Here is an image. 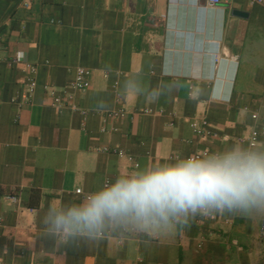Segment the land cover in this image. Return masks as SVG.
<instances>
[{
  "label": "crops",
  "instance_id": "obj_1",
  "mask_svg": "<svg viewBox=\"0 0 264 264\" xmlns=\"http://www.w3.org/2000/svg\"><path fill=\"white\" fill-rule=\"evenodd\" d=\"M223 3L0 0V264H264V222L226 213L168 238L109 230L62 246L40 225L49 204L130 169L233 144L264 149V0ZM79 66L89 87L53 105L48 90L62 94ZM155 87L164 91L150 102ZM120 105L123 116L106 117ZM203 118L214 135L194 134Z\"/></svg>",
  "mask_w": 264,
  "mask_h": 264
},
{
  "label": "clouds",
  "instance_id": "obj_2",
  "mask_svg": "<svg viewBox=\"0 0 264 264\" xmlns=\"http://www.w3.org/2000/svg\"><path fill=\"white\" fill-rule=\"evenodd\" d=\"M163 91L150 88L145 98L155 102ZM216 213L264 222V149L233 144L130 169L75 200L49 204L40 225L62 246L109 230L168 238Z\"/></svg>",
  "mask_w": 264,
  "mask_h": 264
},
{
  "label": "built area",
  "instance_id": "obj_3",
  "mask_svg": "<svg viewBox=\"0 0 264 264\" xmlns=\"http://www.w3.org/2000/svg\"><path fill=\"white\" fill-rule=\"evenodd\" d=\"M225 1H227V0H206V2H208L211 5H218V4H221ZM257 1L261 2V0H257ZM25 5H27V4H25ZM22 59H23V52L17 51V53L14 56V60L21 61ZM26 67H27V70L29 71L30 74H32V75L35 74V71H36L35 66H33L32 64H26ZM89 75H90L89 69L82 67V66L77 67L72 80L67 85V87L65 88V90L63 91L62 94H58L52 89L48 90V94H49V98L51 100V103L53 105H59L64 100L69 101L71 96L68 95L67 89H86L87 87H89V85H90ZM27 87L29 88V90L32 91V89L34 87V81L32 78H29ZM72 106L74 107V105H72ZM149 111H150L149 109L145 110V112H149ZM124 114H125V109L120 105L114 109L107 111L106 117L111 118V117H115V116H123ZM191 127H192L194 134L197 137H203L204 138V137H210V136L215 134L214 131H212V128L210 126L209 121L206 118H203L200 121H197V120L192 121ZM102 130H105V128H102ZM257 138H258V132L256 131V132H254V134L251 137V140H250L251 146L256 145ZM102 150L108 151L109 149L104 146L102 148ZM112 151H118V153H121V150H117V149H113ZM195 153L203 156V155H207L208 151L203 150V151L195 152ZM108 181H109V179H107L105 182H108ZM76 193L81 194V195L86 194V193L82 192V190L80 188L76 189ZM5 198H6V200H8L9 202H12V203H15L18 201L17 197L15 195H11V194L5 195ZM261 234L264 236V228L262 229Z\"/></svg>",
  "mask_w": 264,
  "mask_h": 264
},
{
  "label": "water",
  "instance_id": "obj_4",
  "mask_svg": "<svg viewBox=\"0 0 264 264\" xmlns=\"http://www.w3.org/2000/svg\"><path fill=\"white\" fill-rule=\"evenodd\" d=\"M219 5H224V6H228V3H221ZM232 12L234 14H239V15H247V12H244L242 10H237V9H233Z\"/></svg>",
  "mask_w": 264,
  "mask_h": 264
}]
</instances>
